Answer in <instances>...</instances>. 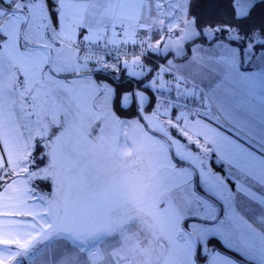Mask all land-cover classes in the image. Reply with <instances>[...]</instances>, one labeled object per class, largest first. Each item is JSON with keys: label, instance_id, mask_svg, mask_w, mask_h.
<instances>
[{"label": "snow or ice", "instance_id": "1", "mask_svg": "<svg viewBox=\"0 0 264 264\" xmlns=\"http://www.w3.org/2000/svg\"><path fill=\"white\" fill-rule=\"evenodd\" d=\"M0 264H264V0H0Z\"/></svg>", "mask_w": 264, "mask_h": 264}, {"label": "rangeland", "instance_id": "2", "mask_svg": "<svg viewBox=\"0 0 264 264\" xmlns=\"http://www.w3.org/2000/svg\"><path fill=\"white\" fill-rule=\"evenodd\" d=\"M168 58H169V59H172V56L170 55ZM177 59H178V58H177ZM164 79L167 80V79H169V77L165 76ZM122 82H123V84H124L125 86H130V87H132V88H136V87H137V81H136L135 79H133L131 82H129V81L125 78ZM146 85H147V81L145 80V86H146ZM165 91H167V90H165ZM155 92H156L155 90H150V96H149V100H150V101H151V99H152V97H153V95H154ZM173 93H174V92H173ZM124 118H126V119H134V115L130 114V115L124 117Z\"/></svg>", "mask_w": 264, "mask_h": 264}, {"label": "built area", "instance_id": "3", "mask_svg": "<svg viewBox=\"0 0 264 264\" xmlns=\"http://www.w3.org/2000/svg\"><path fill=\"white\" fill-rule=\"evenodd\" d=\"M174 97L175 96V93H168L167 91L164 92L163 95H161L159 92H155L153 97H155V99L157 100H164V99H168L169 97Z\"/></svg>", "mask_w": 264, "mask_h": 264}, {"label": "crops", "instance_id": "4", "mask_svg": "<svg viewBox=\"0 0 264 264\" xmlns=\"http://www.w3.org/2000/svg\"><path fill=\"white\" fill-rule=\"evenodd\" d=\"M174 92V91H173ZM175 93V92H174Z\"/></svg>", "mask_w": 264, "mask_h": 264}]
</instances>
